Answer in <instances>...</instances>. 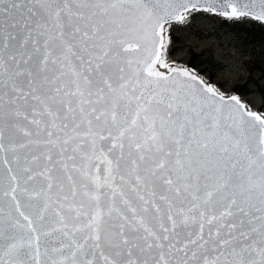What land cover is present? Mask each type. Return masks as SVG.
<instances>
[{
  "label": "snow or ice",
  "instance_id": "1",
  "mask_svg": "<svg viewBox=\"0 0 264 264\" xmlns=\"http://www.w3.org/2000/svg\"><path fill=\"white\" fill-rule=\"evenodd\" d=\"M264 0H0V264H264V101L176 58L194 13Z\"/></svg>",
  "mask_w": 264,
  "mask_h": 264
},
{
  "label": "rangeland",
  "instance_id": "2",
  "mask_svg": "<svg viewBox=\"0 0 264 264\" xmlns=\"http://www.w3.org/2000/svg\"><path fill=\"white\" fill-rule=\"evenodd\" d=\"M193 15L171 33L176 58L194 64L206 79L222 83L226 79V88L254 107L264 101V35L254 44L214 15Z\"/></svg>",
  "mask_w": 264,
  "mask_h": 264
},
{
  "label": "trees",
  "instance_id": "3",
  "mask_svg": "<svg viewBox=\"0 0 264 264\" xmlns=\"http://www.w3.org/2000/svg\"><path fill=\"white\" fill-rule=\"evenodd\" d=\"M197 13L214 15L216 18H220L225 23V25L226 24L234 25V27L239 31L242 37H245V39H247L248 41L254 44L258 43L261 39V36L264 35V24L261 21H256L251 18H243L240 20L228 19L224 17L221 18V16L212 14L207 11H200ZM187 66H189L190 68H194L196 70L194 64L192 63H187ZM196 71L201 73V71L199 70Z\"/></svg>",
  "mask_w": 264,
  "mask_h": 264
},
{
  "label": "water",
  "instance_id": "4",
  "mask_svg": "<svg viewBox=\"0 0 264 264\" xmlns=\"http://www.w3.org/2000/svg\"><path fill=\"white\" fill-rule=\"evenodd\" d=\"M212 13V12H211ZM213 14H216V15H219L218 13H213ZM220 16H222V15H220ZM262 22V21H261ZM262 23H264V22H262Z\"/></svg>",
  "mask_w": 264,
  "mask_h": 264
}]
</instances>
